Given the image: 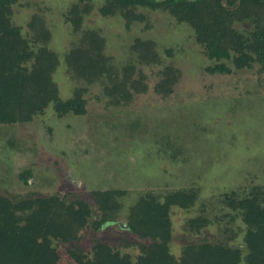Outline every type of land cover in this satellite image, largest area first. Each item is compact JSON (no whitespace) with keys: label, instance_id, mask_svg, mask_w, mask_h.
<instances>
[{"label":"rangeland","instance_id":"rangeland-1","mask_svg":"<svg viewBox=\"0 0 264 264\" xmlns=\"http://www.w3.org/2000/svg\"><path fill=\"white\" fill-rule=\"evenodd\" d=\"M105 4L106 0L11 4L9 19L30 50L44 47L57 56L51 79L59 99L66 100L81 88L86 112L58 116L49 103L29 122L0 123V195L57 193L80 198L90 205L92 222L100 216L93 190L124 191L118 198L116 222L99 230L89 223L71 243L53 241L59 254L56 264H77L69 248L74 245L91 256L98 241L135 260L136 242L150 239L120 225L126 224L129 207L147 193L163 200L179 189L194 190L196 199L189 208H170L173 254L179 256L185 244L201 240L227 241L244 249L246 225L225 195L235 191L243 197L254 187L264 188V68L254 64L230 73H209L206 67L215 60L206 56L188 23L143 6L133 8L129 16L119 10L103 14L100 8ZM73 6L82 16L80 30L68 19ZM33 15L43 18L47 38L30 27ZM235 27L252 28L246 22ZM87 29L103 39L99 60L107 69L100 81L92 83L74 78L64 60L69 49L80 46ZM137 39L155 43L156 62L141 60L133 48ZM224 61L231 67L229 60ZM32 63L33 58L26 65ZM127 66L134 67L133 77L142 74L146 91H132L129 99L116 103L105 86L122 77ZM166 66L177 78L172 91L162 95L155 85ZM27 170L24 183L20 174ZM199 215L209 220L207 226L198 233L187 230V220Z\"/></svg>","mask_w":264,"mask_h":264},{"label":"trees","instance_id":"trees-1","mask_svg":"<svg viewBox=\"0 0 264 264\" xmlns=\"http://www.w3.org/2000/svg\"><path fill=\"white\" fill-rule=\"evenodd\" d=\"M16 1L0 0V123L29 122L49 103H53L58 116L84 114L81 88H76L66 100L58 97L51 79L58 61L55 53L44 47L36 52L30 50L19 27L11 23L10 6ZM137 6L167 11L178 21L191 25L195 40L204 47L206 56L215 60V64L206 67L209 73H230L254 64L264 68V0H106L100 11L114 14L119 10L129 16ZM68 19L80 30L82 16L77 6L69 11ZM245 22L252 28L240 31L235 27V23ZM30 27L43 37L49 36L39 15L32 16ZM103 47L104 41L95 30L82 32L80 46L64 55L74 78L88 83L102 79L107 70L99 60ZM133 48L143 62H156L152 40L137 39ZM31 58L33 63L27 66ZM224 60H229L231 67ZM134 72L133 66H127L122 77L105 86L107 95L116 103L129 99L132 91H146L142 74L133 77ZM161 75L155 90L168 95L177 78L176 71L166 66ZM29 173L27 170L20 174L24 183ZM123 194L119 189L93 190L100 216L99 219L94 216L92 222L91 207L80 198L57 193L0 195V264H56L59 254L53 241L71 243L89 223L99 230L116 222L121 208L118 198ZM195 199L194 190L179 189L167 193L163 200L147 193L129 207L126 228L141 239H150V243L136 242L139 254L135 260L102 241L92 246L91 256L74 245L68 253L77 264H264V188L254 187L243 197H238L235 191L225 195L226 203L246 225L244 249L227 241L201 240L185 244L176 256L170 251V208H189ZM208 223L205 216L199 215L187 220L186 229L198 233Z\"/></svg>","mask_w":264,"mask_h":264},{"label":"water","instance_id":"water-1","mask_svg":"<svg viewBox=\"0 0 264 264\" xmlns=\"http://www.w3.org/2000/svg\"><path fill=\"white\" fill-rule=\"evenodd\" d=\"M120 225L124 228H126V224L120 223Z\"/></svg>","mask_w":264,"mask_h":264}]
</instances>
